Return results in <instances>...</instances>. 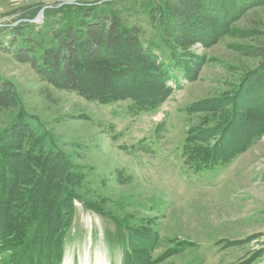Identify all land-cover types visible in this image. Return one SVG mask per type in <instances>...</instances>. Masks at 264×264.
<instances>
[{"label": "trees", "instance_id": "trees-1", "mask_svg": "<svg viewBox=\"0 0 264 264\" xmlns=\"http://www.w3.org/2000/svg\"><path fill=\"white\" fill-rule=\"evenodd\" d=\"M49 5L40 24L32 20L45 5L0 25V52L30 66L46 82L39 92L46 101L52 86L103 105L130 101L132 114L154 112L180 89L176 73L193 83L214 61L197 46L206 50L239 38L244 42L230 47L253 67L244 69L231 89L184 109L187 115L203 116L186 131L182 157L188 172L216 169L264 136V0ZM244 21L249 26L239 25ZM24 102L18 86L0 74V254L9 256L4 264H64L76 201L113 224L105 238L123 248L122 264H155L184 248L180 242L181 249L154 258L160 236L147 220L135 225V215L120 216L108 208L112 203L123 209V203L79 194L86 178L82 168L64 150L49 145L46 134L32 125ZM260 255L239 264H252Z\"/></svg>", "mask_w": 264, "mask_h": 264}, {"label": "rangeland", "instance_id": "rangeland-1", "mask_svg": "<svg viewBox=\"0 0 264 264\" xmlns=\"http://www.w3.org/2000/svg\"><path fill=\"white\" fill-rule=\"evenodd\" d=\"M58 1L102 0H0V25ZM16 10L20 11L8 15ZM249 24L239 23L243 27ZM241 41L227 38L206 50L197 46L214 61L193 83L176 73L180 89L154 112L141 114L129 112L130 101L103 105L52 86L46 101L39 93L46 82L30 66L1 52L0 74L23 93L35 129L82 168L86 178L79 194L123 203V209L112 203L108 208L120 216L135 215V225L140 219L147 220L145 224L160 236L154 258L185 243L178 254L155 264H239L259 253L252 264H264V136L234 162L216 169L188 172L182 157L186 131L203 116L187 115L184 109L231 89L243 70L253 67V62L230 47ZM161 57L166 59L165 53ZM76 206L64 264H87L88 259L89 264L98 260L122 264L123 248L105 238V230L114 229L113 224L84 210L77 201ZM228 241L239 244L229 246ZM8 257L0 254V264Z\"/></svg>", "mask_w": 264, "mask_h": 264}, {"label": "water", "instance_id": "water-1", "mask_svg": "<svg viewBox=\"0 0 264 264\" xmlns=\"http://www.w3.org/2000/svg\"><path fill=\"white\" fill-rule=\"evenodd\" d=\"M44 10H45V8H43V9L39 12L38 16L33 20L34 23H38V24H40V23L43 22V20H44Z\"/></svg>", "mask_w": 264, "mask_h": 264}, {"label": "bare ground", "instance_id": "bare-ground-1", "mask_svg": "<svg viewBox=\"0 0 264 264\" xmlns=\"http://www.w3.org/2000/svg\"><path fill=\"white\" fill-rule=\"evenodd\" d=\"M87 264H89V259H88V263H87ZM96 264H106V263H104V262L98 260Z\"/></svg>", "mask_w": 264, "mask_h": 264}]
</instances>
